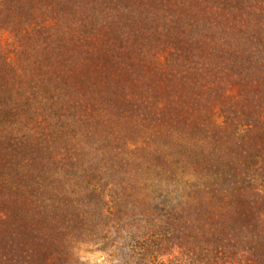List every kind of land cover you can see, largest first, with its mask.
Returning <instances> with one entry per match:
<instances>
[{"label":"trees","instance_id":"16d2710c","mask_svg":"<svg viewBox=\"0 0 264 264\" xmlns=\"http://www.w3.org/2000/svg\"><path fill=\"white\" fill-rule=\"evenodd\" d=\"M143 167L194 183L99 182ZM108 228L123 264H264V0H0V264Z\"/></svg>","mask_w":264,"mask_h":264},{"label":"rangeland","instance_id":"374dc122","mask_svg":"<svg viewBox=\"0 0 264 264\" xmlns=\"http://www.w3.org/2000/svg\"><path fill=\"white\" fill-rule=\"evenodd\" d=\"M143 170H133L131 173H111L107 170L103 171L99 177L100 184L102 187L105 186V181L110 187L118 189L119 187H138L143 189L147 194H152L153 189L161 188L169 190L178 189L182 191L183 188L190 187V183H194L193 179L188 176H182L181 172H177L173 176L172 180L169 179L170 174L168 171L160 172L154 169L151 171ZM155 173H158L155 175ZM161 182V183H160ZM67 187H87L85 184H79L78 186H72L71 181H69ZM186 191V190H185ZM153 196V194L151 195ZM178 199V198H176ZM174 203L175 200H172ZM120 224L116 227L123 226L122 223H131V220H126L125 217ZM120 229V228H119ZM108 236L105 237L104 231H98L97 237L92 236L90 241L79 245L80 247V259L83 264H123L122 259L124 257L126 250L123 248V239L126 236V232L122 230H115L114 228H108ZM105 237V238H104Z\"/></svg>","mask_w":264,"mask_h":264}]
</instances>
